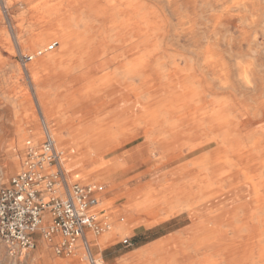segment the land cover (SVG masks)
<instances>
[{"label":"bare ground","instance_id":"obj_1","mask_svg":"<svg viewBox=\"0 0 264 264\" xmlns=\"http://www.w3.org/2000/svg\"><path fill=\"white\" fill-rule=\"evenodd\" d=\"M28 13L37 17L34 25L46 30L35 42L43 44L55 38L64 51L58 57L47 52L44 60L64 63L67 72L72 70L67 64L72 60L78 68L92 61H98V67L111 64L112 76L107 73L98 81L100 86L111 83L110 77L117 81L113 123L104 119L93 122L91 143L81 147L78 156L69 154L61 161L74 171V178L90 180L93 176L97 183L122 167L121 159L132 162L146 155L142 159L146 161L160 148L158 166L172 165L164 176L175 181L189 179L187 199L183 204L176 199L169 207H159L151 200L137 202L135 208L147 224L157 212L165 214L157 221L176 211H186L196 219L203 209L217 210L229 200L222 190L226 178L255 180L250 186L258 195V205L250 209L249 216L256 223L249 226L228 221L221 231L214 227L213 243L215 248L219 245L217 251L223 252L227 264L263 261L264 0H41ZM92 20L102 22L99 36L93 34ZM101 47L112 49L109 60H98ZM40 59L42 56L32 66ZM138 140L142 141L115 154ZM8 159L9 170L18 171L11 154ZM117 159L119 162L112 164L111 160ZM237 163H243L241 170H233ZM76 166L84 172L75 174ZM191 180L197 190L190 186ZM149 185L137 187L131 196ZM140 219L131 217L120 229L125 232L123 226ZM180 237L178 233L167 236L136 250L119 264L142 256L148 264H172L178 259L175 255L180 244L169 245ZM184 242L182 253L187 249Z\"/></svg>","mask_w":264,"mask_h":264},{"label":"rangeland","instance_id":"obj_2","mask_svg":"<svg viewBox=\"0 0 264 264\" xmlns=\"http://www.w3.org/2000/svg\"><path fill=\"white\" fill-rule=\"evenodd\" d=\"M40 1L41 0H0V187L7 185L10 178L20 170L23 148L26 140H31L32 143L35 144L40 141L41 118H43L46 125H48L47 127L56 141L58 150L62 151L63 159L69 154L78 156L81 147L85 146L87 143H91L88 142V138L92 134L94 123L98 119H104V122L113 123L114 110H116L114 108V89L117 81L112 77L109 78L111 83H107L108 85L106 86L97 85V87H95V92H92L93 94L91 93L92 95L89 99L87 98L88 102L89 100H94L93 104L91 103V105H93L91 110L83 108L89 104L85 101L86 98L83 102L80 101L81 103H76L81 106V109L76 110L72 107L73 104L69 103V100L74 98L73 96L67 97L68 95H59L57 97L55 93H53V95L47 93L48 91L52 92L55 90L63 79L55 75L54 67L49 66L46 70H43L39 65L32 66L37 61V58L49 52L47 46L55 41V38H51L43 44L35 42L36 39H41L43 37L42 34L45 33L46 30L43 29L40 24L34 25L37 17L30 16L28 11L36 4L40 3ZM89 18L94 19L92 14L89 15ZM91 24L94 26L93 34L99 36L100 31H102V22L92 20ZM81 28H83V25H81ZM56 36H59V34ZM98 51L97 58L100 62L104 59L109 60L108 56L111 54L112 49L107 48L103 50L101 47ZM25 54H32L34 58L30 63L23 65L21 57ZM87 64L88 63L84 64L83 67H86ZM112 71V65L105 64L99 67L97 76L102 77L107 73H110V76H112ZM65 74H70V72H65ZM72 89L70 88L71 91ZM58 90L62 94H66L68 87L59 86ZM53 99H56V104L65 103L66 100L68 104L60 111L54 112V109L50 107ZM90 123L91 125H89ZM141 141L142 140L135 141L126 148L119 149L115 154L120 155L129 147L136 146ZM10 154L14 161L18 163V171L9 170L10 164L8 156ZM160 155L161 149L157 148L155 156L146 161L142 160L146 155L132 162H129L128 158L124 160L121 159L120 162H123L124 165L118 170L104 175L102 180L97 182L98 184L94 182L93 176L90 177V180L74 178V171L64 166L61 162L63 172L65 173L64 177L68 183L81 182L101 185L103 189L97 209L98 211H107L106 215L112 212V214L109 215L112 218H109V221H111V228L99 234L96 238L100 250L99 253L92 254L95 263L119 264L124 258L133 254L136 249L148 247L152 244L151 242L155 240L178 233L181 237L171 240V244L169 245L176 247L178 242L180 244L177 247L180 251L178 250L179 252L175 255L178 259L173 261L172 264H227L223 260V252L219 249L217 251V248H220L219 245L217 246L216 244L215 248L213 233L216 231L215 228H217L218 231L223 230L228 221H231L232 224H247L249 226L256 223V220H253L251 216H249L251 213L250 209L258 205V202H256L258 200V195L252 192V187L250 186L255 180L247 182L244 181V177L242 178L241 176V179L234 178L233 176L226 178L222 182V190L226 196L229 194V200L225 199L226 202L223 201L224 205H220L221 207L217 210H214V208L212 210L208 209L209 211L203 209L195 216V218L197 217L196 219H192L186 211H176L160 222L157 221L156 218L163 217L165 214L163 212H157L156 218H148L150 221L149 225L152 226L146 227L141 224V226L136 229L133 227L129 230V226L127 225L123 226L125 232L120 229L121 225L127 222L129 218L134 217V219H136L144 217V215L138 213L135 208V205L139 202L151 200L154 201L156 205L158 204L157 206L159 207L172 206L176 204V199L179 203H185L184 201L187 199L185 196L187 193L186 189L188 188L185 186L189 179L185 178L175 181V179L169 175L164 176L172 165L167 164L158 166V157ZM117 160H111L112 164L119 162V160ZM242 165L243 163H237L233 167V170H241L240 167ZM85 168L88 170L89 166L86 165ZM74 169L77 175L84 172L77 166L74 167ZM237 182L240 183L238 187ZM190 183V186L193 185L192 188L197 190L194 186V181L191 180ZM145 184H150L149 186L151 187L144 189V191L137 195L131 196L134 189ZM108 186H111L112 189L108 188ZM175 190H177V195ZM167 195L170 196L168 197ZM130 205H133L134 208ZM257 211L259 212V210ZM237 214L239 218L235 217ZM185 216L188 218L185 219ZM120 218L124 220L120 221ZM185 229H188L186 233H184ZM247 232L248 231H243L242 233L245 234ZM181 233H183L184 236ZM105 235L106 238L104 239L103 237ZM89 236L90 239L95 238L92 235ZM101 238H103V241ZM124 238L129 239V245L121 242ZM219 238L220 236H218V241ZM42 240L41 238L39 243L36 242L35 248L28 251L19 259L9 257L5 247L0 242V264H66V262H68V264H90L86 257L82 256L80 253L79 249L82 251L80 246L79 249L76 248L70 256H58L54 252V246ZM181 242L187 245L185 253L181 251V249L184 248ZM113 257L118 258L116 259L117 261H114V259L112 260L111 258ZM263 261L258 262V264H264ZM123 264H148V261L146 260V256H142L139 258H129L124 261Z\"/></svg>","mask_w":264,"mask_h":264},{"label":"built area","instance_id":"obj_3","mask_svg":"<svg viewBox=\"0 0 264 264\" xmlns=\"http://www.w3.org/2000/svg\"><path fill=\"white\" fill-rule=\"evenodd\" d=\"M56 46L53 41L47 50ZM33 58L25 54L21 62L26 65ZM40 126V141L26 140L20 170L0 187V242L9 257L19 259L35 248L39 234L54 246L56 255L70 256L80 246L88 262L96 264L85 233L96 236L111 227L108 215L95 210L102 188L95 183H68L61 167L62 151L43 118ZM121 242L130 244L128 238Z\"/></svg>","mask_w":264,"mask_h":264},{"label":"crops","instance_id":"obj_4","mask_svg":"<svg viewBox=\"0 0 264 264\" xmlns=\"http://www.w3.org/2000/svg\"><path fill=\"white\" fill-rule=\"evenodd\" d=\"M60 49V51L59 50H55V49ZM55 50V51H54ZM54 50H52V51H49L48 53H52V54H55V56H62V55H64V51L62 50L61 51V48H60V46L59 45H57L56 46V48H54ZM47 53V52H46ZM46 53L44 54V55H42V57H43V59H45L46 58ZM41 60V61H39L36 65H39L43 70H46V68L47 67H54V70H55V75L58 77V78H60V79H63L62 80V82L61 83H59L58 84V86H57V88L55 89V90H53L52 92H50V91H48L47 93L48 94H52L53 95V93H55L56 95L55 96H59V95H68L67 97H70V96H73L74 98H71L72 100H69L70 102V104L72 103L73 105H72V107L74 108V109H81L80 107V104L79 105H77L76 103H79L80 101H84V99H85V101L86 102H88V99H89V97H91V95L93 94L92 92H95V87H97V85H100V83H99V81H98V76H97V72H98V69H99V67H98V65H99V63H98V61H92V62H89L88 64H87V66L86 67H82V68H78V67H76L75 66V61L74 60H72L71 61V63H70V61L69 62H67V64H69L70 65V67L72 68V70H71V72H70V74H65V72H67V71H65V69H66V67L65 66H63V64L64 63H60V62H58V61H54L53 62V60ZM69 67V68H70ZM64 69V70H63ZM76 69H78V70H76ZM73 71V72H72ZM86 72L84 75H83V72ZM95 76V77H94ZM91 78V79H90ZM93 83V84H92ZM94 86V88H92V90L91 89H88V90H86V86ZM59 86H66V87H68V90H69V92H68V90L66 91V94H62L59 90H58V87ZM70 88L72 89V91L70 90ZM91 90V91H90ZM83 93V94H82ZM92 93V94H91ZM56 97V98H57ZM88 98V99H87ZM76 103H75V102ZM93 101L94 100H89V104H87L85 107H83V108H86V109H88V110H91V108H92V106L93 105H91V103L93 104ZM66 103L68 104V101L66 100V102H65V104L64 103H60L61 105H58V104H56V99H53L52 101H51V106L50 107H52L53 109H54V111H60L65 105H66ZM81 103V102H80ZM60 107H61V109H60ZM71 107V108H72ZM100 196L101 195H99V200H100ZM95 210H97L98 211V209L95 207ZM104 212L105 213H107V211H105L104 210ZM112 214V212H109V214H108V217L110 218V219H112L111 218V216H109V215H111ZM141 219H140V221L139 222H134V224H129L128 226H129V230L131 229V228H133L134 227V229H136L137 227H139V226H141V224L142 225H144V226H146V227H149V226H152V225H149V224H147V223H145V221H146V219L144 218V217H140ZM185 218H186V216H185ZM120 220V219H119ZM144 220V221H143ZM163 221V220H162ZM161 222V221H160ZM154 225V224H153ZM145 229H147V228H145ZM88 234H91L90 232H86L85 233V236L87 237V239L90 241V245H91V251H92V254H97V253H99V250H100V247L97 245V240H96V238H97V236H99V235H92L93 237H95L94 239H90L89 237H88ZM172 235V234H171ZM170 236V235H169ZM36 241L37 242H39V241H41V236L39 235V234H37L36 236ZM57 238H58V236H56L55 237V240H57ZM103 238H106V235L103 237ZM164 238H166V237H164ZM164 238H161V239H164ZM161 239H158V240H155V241H153V242H151V243H154V242H156V241H159V240H161ZM150 243V244H151ZM144 247V246H143ZM140 248H142V247H140ZM140 248H138V249H140ZM77 249H79V246L77 247ZM138 249H136V250H138ZM135 251V250H134ZM101 258H102V260H103V257H102V255H101ZM112 260L114 259V261H117L116 259H118V258H111ZM101 260V261H102ZM103 262V261H102ZM116 263V262H115ZM65 264V263H64ZM66 264H68V262H66Z\"/></svg>","mask_w":264,"mask_h":264}]
</instances>
